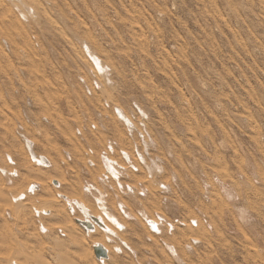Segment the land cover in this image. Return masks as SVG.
Listing matches in <instances>:
<instances>
[{
	"label": "rangeland",
	"instance_id": "374dc122",
	"mask_svg": "<svg viewBox=\"0 0 264 264\" xmlns=\"http://www.w3.org/2000/svg\"><path fill=\"white\" fill-rule=\"evenodd\" d=\"M21 1L30 11L0 0V264H264V0ZM87 45L111 70L104 92ZM25 134L56 167L22 160ZM31 183L46 196L18 205L22 220L12 198ZM91 184L118 238L87 235L60 197L99 216Z\"/></svg>",
	"mask_w": 264,
	"mask_h": 264
},
{
	"label": "bare ground",
	"instance_id": "6f19581e",
	"mask_svg": "<svg viewBox=\"0 0 264 264\" xmlns=\"http://www.w3.org/2000/svg\"><path fill=\"white\" fill-rule=\"evenodd\" d=\"M12 2L14 3V0H12ZM15 2H17V3H19V4H15L14 3V7H16V8H22L23 9V7L22 6H25V4L21 1V0H15ZM31 6V5H30ZM26 7V6H25ZM32 8H34L33 6H31ZM29 8L28 7H26V11H30V10H28ZM35 9V8H34ZM18 10H20L22 13L21 14H23L22 15V17L23 18H25L26 17V11L23 13V11H24V9H23V11L21 10V9H18ZM36 10V9H35ZM19 11V12H20ZM28 14V13H27ZM37 15V14H36ZM28 17H29V15H27ZM38 16V15H37ZM161 16V15H160ZM37 18V17H36ZM84 50H85V54L87 55V57H88V59L92 62V64H93V66H94V68H95V70L97 71V74L101 77V79H102V81H100V83L98 84V86H99V88H101L102 90H103V92H104V87L105 86H110L111 84H112V79H111V70H110V68L103 62L102 63V61H101V59H100V57L98 56V54L94 51V50H92L88 45H87V47H84ZM101 62V63H100ZM105 85V86H104ZM97 89V88H96ZM107 104V103H106ZM115 108H119V107H115ZM120 109V110H119ZM119 109H116V113H117V115H118V117L128 126V128L130 129L129 131H128V134L132 137L133 136V134H134V132L136 131V126L134 125V123L132 122V120L130 119V118H128V116H126V114L124 113V111L121 109V108H119ZM124 114H123V113ZM142 114V113H141ZM144 120H146V116L144 117ZM140 125H143V126H145V123L144 122H141L140 123ZM20 133V132H19ZM140 134H142V133H140ZM147 135L146 136H149L148 135V132L146 133ZM128 135V136H129ZM150 137V136H149ZM22 139H23V141H24V143H25V145H24V148H22L21 149V152H22V154L20 153V157L22 158V160H26V161H30L29 159L31 158L32 159V161H34L37 165H39L41 168L39 169V170H43V169H48V168H54V167H56V164L50 159V157H48V156H45V155H42V154H39L38 153V151H37V145H36V142L34 141V140H32V139H29L27 136H26V134L25 135H22ZM147 140H149V138H147ZM144 141H145V143H144V149H145V151H148L149 150V148H150V146L151 145H153L154 144V142L153 141H151V140H149L148 142L145 140V137H144ZM111 145H112V143H111ZM113 148H114V143H113ZM137 148H138V150H139V147L136 145L135 146V152H136V155L138 154L139 155V158H141V164L142 165H144V166H146V159H145V157H144V159L142 160V156H140V154H142L141 152H140V150L137 152ZM25 151V152H24ZM149 152V151H148ZM110 153H114V151L113 152H110ZM30 155V158H29V155ZM121 154H126L127 155V158H129V163L133 166V168H134V166L135 165H133L134 163H133V161H132V159H131V157H130V155L128 154V153H126V152H121ZM27 155V156H26ZM143 155V154H142ZM7 159L12 163V164H14L15 163V158H13V156L11 155V154H7ZM26 157V158H25ZM104 157H106L109 161H111V162H115L117 165H116V169L118 168V169H120V168H122L121 170H124L125 172H126V168L125 167H123V166H121L117 161H114V160H112V159H110L106 154L104 155ZM104 157L102 158L101 157V160H102V163H103V166H104V169L106 170V177H108L109 178V176H108V174H110V173H108L107 172V169H106V167H105V165H104ZM137 158H138V156H137ZM20 164V163H19ZM29 164V163H28ZM140 164V165H141ZM141 165V166H142ZM32 167V166H31ZM136 167V166H135ZM33 168V167H32ZM137 169V167L135 168V169H133V170H135V171H137L136 170ZM58 170V169H57ZM2 171L6 174V178H8V180L9 181H14V179H16V178H18V177H20V173L17 171V170H9V169H7V168H2ZM34 171H37V170H35V168H34V170H32L31 168H30V164H29V168H27V173H28V177L29 178H35L36 176H42V178H44L43 177V175H41V173L40 172H34ZM44 171V170H43ZM119 172V171H118ZM124 173V172H123ZM119 174H120V172H119ZM215 177H216V175H215ZM122 178V176H120L119 177V179L117 180V183H118V185L122 188L123 186H122V184L120 183V179ZM19 179V178H18ZM110 180V179H109ZM55 183V185L57 184V187H60V183L58 182V181H54ZM217 183H219V182H217ZM14 184V183H13ZM42 184V183H41ZM58 184H59V186H58ZM30 185H32L31 187H30V189L28 190V188H29V186ZM44 184H42V186H43ZM29 186L25 189V191L23 192V193H18L17 194V196L15 197H13L12 198V201H13V203L14 204H16L17 206L18 205H20V204H22V207H23V205H24V203H25V200H27L28 201V199H30V197H32V196H36L38 193L37 192H40L41 194H43V195H45L46 196V193L45 192H43V187H42V189L40 190V185H38V184H35V183H31V184H29ZM219 186H220V189H222L223 187H222V184H220L219 183ZM94 187H95V189H94ZM163 189H167L165 186H161ZM207 187V186H206ZM227 187V186H226ZM90 189H93L94 191H96V190H98L99 191V196H100V194H102L104 197H105V195H104V193H102L100 190H99V188H97L96 186H94L93 184H91V188ZM128 189L130 190V192L129 193H134L135 192V190L132 188V187H128ZM104 191V190H103ZM107 191V190H106ZM221 191V190H220ZM225 193H226V195H228V194H231V191L230 190H228V189H225V191H224ZM223 192V193H224ZM11 193V192H10ZM38 195H40V194H38ZM37 195V196H38ZM109 194L107 193V196H108ZM236 195V194H235ZM92 196H94L93 195V193H92ZM60 197L61 198H63L66 202H67V204H68V207L70 208V210L72 211V214H74L75 213V209H74V206H76L78 209H79V211L82 213V215H83V218L84 219H82V220H79V219H77L76 221H77V223H78V221H84L85 220V216H86V213L87 212H89V214H91V212H90V210L88 209V207H86L83 203H80V202H78V201H70V200H68V198L66 197V196H63V195H60ZM88 197V196H87ZM232 197H235L234 196V194H233V196ZM97 199H100V197H95L94 198V200L96 201V203H97ZM236 199V198H235ZM234 199V200H235ZM24 201V202H23ZM56 202V200H51V202ZM104 201H105V205H103V207H105L106 208V210L104 211L105 212V214L103 213V211L100 209V206L98 205V203H97V207H98V209L101 211V215H99V216H94V217H99V218H101L103 221H104V223H105V226H106V228H107V230H104V229H102L101 227H99V226H97V225H95V230H93V231H86L79 223V225L86 231V233H87V235H90V234H92V233H95L96 231H97V229L98 228H100L101 230H103L106 234H108V235H111V236H114V237H116V238H118V234L116 233V231H114L111 227H109L108 226V222L109 223H111L114 227H116L119 231H123L124 230V225H122V221L120 222L119 220L120 219H118L116 216H114V213L113 214H111L110 213V210L108 209V207H107V203H106V199L104 198ZM108 202V201H107ZM237 202V201H236ZM57 203H59V202H57ZM26 204V203H25ZM79 204V205H78ZM124 204V203H123ZM15 206V205H14ZM21 206V205H20ZM82 207L83 208V210L82 209H80V207ZM19 207V206H18ZM16 208L15 209V211H16V214H17V216H18V218H20V219H22L23 220V211L22 210H20L21 208L19 207V208ZM120 207H121V209H122V212L126 215V213H125V211H124V207H123V205L121 204L120 205ZM90 208H91V210L92 211H96L95 210V205L94 204H92L91 203V206H90ZM44 209V208H43ZM57 210H58V208H57ZM47 211H49V210H42L41 211V209L38 211V210H36L35 209V212H38V214H37V216H39V215H41V217H42V215H44V216H47V214L45 213V212H47ZM61 211V209H59L58 210V213H63V211L62 212H60ZM127 211H128V209H127ZM242 211V210H241ZM92 215V214H91ZM242 215V214H241ZM126 216H128V215H126ZM23 217V218H22ZM107 219V221L108 222H106V219ZM240 218V217H239ZM105 219V220H104ZM252 219V218H251ZM255 220V219H254ZM247 221V220H246ZM149 222H154V224H156V226H157V228H158V232H156V231H154L152 228H151V226L149 225ZM162 221H160V223H161ZM237 222V221H236ZM248 222V221H247ZM147 223H148V225H149V227H150V229L153 231V232H155V233H157V234H159L160 233V228L161 227H159L160 226V224H158V223H156L155 221H152V220H147ZM164 223V221L162 222V224ZM161 224V225H162ZM237 225H238V223H236ZM249 224H251V223H249ZM246 225H248V224H246ZM249 226V225H248ZM253 226V225H252ZM255 226V225H254ZM162 230V229H161ZM44 232V231H43ZM63 232V231H62ZM63 235V234H62ZM109 240H110V238H108ZM196 241V240H195ZM95 245H101V246H103L107 251H108V253H109V257L107 258V259H102V260H99L98 258V260L100 261V262H103L104 263V261H107L111 256H110V249L108 248V246L107 245H105V244H103L102 242H98V243H96V244H94V246ZM62 246V245H61ZM94 246H93V249H94ZM94 254H95V250H94ZM96 255V254H95ZM9 261V260H8ZM10 261H12V260H10ZM9 261V262H10ZM11 263V262H10ZM12 264H17V263H12ZM29 264V263H28Z\"/></svg>",
	"mask_w": 264,
	"mask_h": 264
},
{
	"label": "water",
	"instance_id": "95a60500",
	"mask_svg": "<svg viewBox=\"0 0 264 264\" xmlns=\"http://www.w3.org/2000/svg\"><path fill=\"white\" fill-rule=\"evenodd\" d=\"M124 157L128 161H130L129 158H127V155L126 154H124ZM104 165H105V167L107 169V172L110 173L115 179L118 180L119 177H120V174H119L118 170L116 169V165L117 164L115 162L109 161L106 157H104ZM94 189H95V187H94ZM96 191L99 193L98 190H96ZM97 203L100 206V209L105 214L104 211L106 210V208L103 207V205H105V201H104V196L102 194H100V199H97ZM80 209L83 210L82 207H80ZM78 223L86 231H93V230H95V225L101 227L104 230H107L104 221L101 218H99V217H94L93 215L89 214V212L86 213L85 220L84 221H78ZM149 225L151 226V228L154 231L158 232V228H157L156 224H154V222H149ZM94 250H95L96 257L99 260L107 259L109 257L108 256L109 255L108 251L103 246H101V245H95L94 246Z\"/></svg>",
	"mask_w": 264,
	"mask_h": 264
}]
</instances>
